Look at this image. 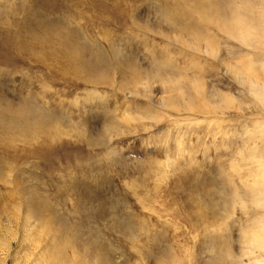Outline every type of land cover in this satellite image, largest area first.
Here are the masks:
<instances>
[{
    "label": "rangeland",
    "instance_id": "1",
    "mask_svg": "<svg viewBox=\"0 0 264 264\" xmlns=\"http://www.w3.org/2000/svg\"><path fill=\"white\" fill-rule=\"evenodd\" d=\"M260 91L264 0H0V264L264 263Z\"/></svg>",
    "mask_w": 264,
    "mask_h": 264
},
{
    "label": "bare ground",
    "instance_id": "2",
    "mask_svg": "<svg viewBox=\"0 0 264 264\" xmlns=\"http://www.w3.org/2000/svg\"><path fill=\"white\" fill-rule=\"evenodd\" d=\"M233 26V25H232ZM245 33V32H244ZM247 35H249V34H246L245 36H247ZM259 93V92H258ZM260 93H261V91H260ZM262 93H263V95H264V91H262ZM261 93V94H262ZM262 95V96H263ZM264 97V96H263ZM260 240L258 241V242H260L262 245H264V234H262V235H260ZM256 264H264V263H261V261L260 262H257Z\"/></svg>",
    "mask_w": 264,
    "mask_h": 264
}]
</instances>
